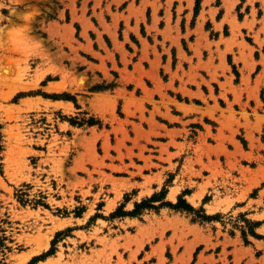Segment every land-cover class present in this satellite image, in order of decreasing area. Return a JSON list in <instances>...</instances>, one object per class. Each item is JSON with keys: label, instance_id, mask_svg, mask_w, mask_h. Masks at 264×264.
Returning <instances> with one entry per match:
<instances>
[{"label": "rangeland", "instance_id": "374dc122", "mask_svg": "<svg viewBox=\"0 0 264 264\" xmlns=\"http://www.w3.org/2000/svg\"><path fill=\"white\" fill-rule=\"evenodd\" d=\"M0 132V264H264V0H0Z\"/></svg>", "mask_w": 264, "mask_h": 264}, {"label": "trees", "instance_id": "16d2710c", "mask_svg": "<svg viewBox=\"0 0 264 264\" xmlns=\"http://www.w3.org/2000/svg\"><path fill=\"white\" fill-rule=\"evenodd\" d=\"M106 87L108 86H103V85H96L94 87H92L91 89H105ZM70 122L72 124H78V125H82L84 123L88 124V125H93L95 124V120L90 117V118H82L81 120L78 119L77 117H72L71 119H69ZM2 150V144H1V132H0V152ZM164 192V191H163ZM161 193H154L151 197L149 198H146V199H143L141 202L139 203H135V208L134 210L130 211V212H126V211H123L122 208H118L117 210H115L111 216H123V215H133V214H138L139 211L142 209V208H156V206H154L152 204V202L156 201L159 199V196H160ZM168 205L176 210H187V211H194V209L191 207L190 204H188L184 199L182 198H179L177 203L175 204H172L170 202H162L160 205ZM202 219H211L212 217L211 216H201ZM251 231V230H250ZM254 233V232H252ZM51 253V251H48L42 255H39V256H36L34 258L31 259L30 262H28L27 264H34L35 261L39 260V259H42L45 255H49Z\"/></svg>", "mask_w": 264, "mask_h": 264}, {"label": "bare ground", "instance_id": "6f19581e", "mask_svg": "<svg viewBox=\"0 0 264 264\" xmlns=\"http://www.w3.org/2000/svg\"><path fill=\"white\" fill-rule=\"evenodd\" d=\"M25 257H26V255H25ZM24 258V257H23ZM24 260V259H23ZM69 264V263H68ZM71 264H73V262L71 263Z\"/></svg>", "mask_w": 264, "mask_h": 264}]
</instances>
